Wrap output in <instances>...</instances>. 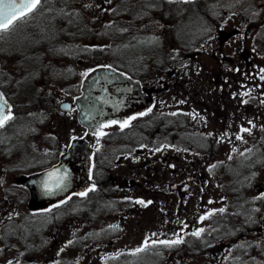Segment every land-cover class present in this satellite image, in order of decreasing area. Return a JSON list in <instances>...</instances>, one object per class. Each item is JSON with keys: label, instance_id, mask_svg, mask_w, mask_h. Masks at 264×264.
Instances as JSON below:
<instances>
[{"label": "rangeland", "instance_id": "rangeland-1", "mask_svg": "<svg viewBox=\"0 0 264 264\" xmlns=\"http://www.w3.org/2000/svg\"><path fill=\"white\" fill-rule=\"evenodd\" d=\"M228 1L201 0L190 4L186 2H172L164 6V9H160L161 0H45L44 5L47 7L55 6L57 3L60 9L68 13L79 12V14L76 13L75 18L70 19V22L64 23V28H61L60 31L64 32V37H61L60 40H64L63 44L66 43L67 48L74 46L75 41L72 40L69 29L66 26L71 28L72 33L75 32V35H73L77 41L79 40L78 44L80 47L78 46L79 49L77 48L79 55L69 58L61 51V45L57 49L54 48V55L47 54L45 56V62H49V58L51 57L59 64H67L69 61H72V71L77 73V75L74 78L71 77L72 81H67L63 84L51 81L43 85V81L39 77L34 80L23 81L9 88L13 101L16 103L37 99V91L42 86V93L51 91L47 97L51 109L48 115L47 113H43L42 109L34 114L20 115L25 119L27 125L30 126L28 131L29 137L26 139L28 146L34 145L33 148L36 149L38 145V148L45 151L49 148V144L45 142L46 139L55 138L56 143L54 148L59 149L60 146L64 147L68 143L73 134L82 135L84 133V129L78 123L75 114L59 111L57 105L61 100L74 98L76 86L92 64L104 61L112 62L114 58H122L124 62L126 60H133V57L143 56L144 58H148L149 56H154L152 62L150 58L145 59V69L148 71H145L146 73L143 74L142 78L149 85L160 79L162 76L160 66L165 64L162 62L161 65L155 66L153 65L155 60L166 61V69L175 62H183L184 68L188 67L192 75L185 76L182 82H174L166 78L168 82L175 85L168 91L162 89L157 92L156 96L159 102L152 114L154 115L153 117L158 119L159 115L164 112H167V115H169L178 107H186L184 108L185 114L190 119L184 121L185 127L176 129V132L172 128L167 132L165 127L160 129V131H156L158 133L154 136L147 138L142 136L143 138L141 137L140 142L143 143L149 139L150 144L155 146L159 140L164 141L171 138L175 141L181 139L178 134L182 133V135L188 138L197 139L196 142L198 143L203 141V144L198 147L202 149V152L214 153L210 156H199L194 150H190L187 151V159L181 156L179 161L175 159L171 160L163 168L159 166H149L148 168L143 166L141 168L139 166L140 161L136 158L123 159L112 169L110 178L114 186L119 185V189H122V192H120L122 194L118 195L115 192H108L106 193L107 199L102 200L104 192H91L86 197L78 199L83 204L78 205V203L74 202L69 205L72 208L71 210L77 205L82 207L84 210L81 213L76 214L75 212L77 211L70 210L62 211L60 217L63 218L61 220L63 224L59 225V227L57 226V230L56 228L54 229L59 235L74 233V235L78 234L82 237L83 234L81 233L87 231L84 228L78 231L77 227L79 228L80 225L76 219H73V217L77 218L81 214V216L92 218L94 224L95 219H105L101 224L106 230L101 235H106V239H103L104 236L102 237L97 233L101 230H96L88 231L95 235H88L87 233L89 238H85L83 241V244H85L83 248H87L90 241L100 242V245L95 250L98 260L94 261L93 264H97L99 261H102L103 264H112L114 258L117 256L116 254L121 250H124L122 254L124 264H133V258L134 264H140L132 254H138L139 252L136 251L138 248L145 249V241L148 242V246L155 247L150 251L151 256H154V260L153 262L143 264H227V258L231 251L242 240L244 243L248 240L255 244L259 243L260 240H262L261 244L264 242V163L263 167L262 164L261 166L258 164L254 169L249 170V175H246V178L240 184L242 188L245 187L250 196L251 203L253 202L251 211L254 213L251 221L248 222V226H246L249 229L248 234H242L241 230H245L242 225L236 223L231 225L228 221L229 219L225 220L226 217L222 216L224 212H233L231 209L233 201L232 194L226 191L228 188L222 187L228 180V177L224 174L225 167H223L222 160L219 157L221 156L224 159V163L227 166L231 165L236 160L238 152L243 150L244 142L251 137V135L248 136V132L247 134L245 133V127L249 126L250 121H253L252 124L261 123L262 127H264V115L261 114L260 107H255L252 111H257L252 116L249 114L248 117L241 114L240 111L233 112L234 108L230 109L227 106L216 108L217 113L221 114L222 121L225 119L226 129L219 132L217 128L210 127L208 132L202 135L200 134L201 128H197V116L192 117V115H197V108L194 110L192 107L189 108V103L187 106H184V104L182 106L177 105L179 101H189V98L185 96L187 94L185 91H191L192 95L194 93L192 89L208 90L209 92V90L218 88H229L222 81L223 78L221 80L217 78L211 80L213 77L211 75H209L210 77H202L203 71L201 67L206 66L209 69L206 70L209 74L216 73L219 70V61L213 55L214 50L219 46L222 47L224 54L234 56L237 61L241 58L240 54L244 48L249 50L250 53L246 51L245 56L253 61L251 65L252 71H259L260 67L264 65V47H261L263 43L260 45L256 38L259 26L256 29L254 25L248 26V20L241 13L232 12L233 10L229 9ZM219 2L225 4V6L222 7ZM239 2L244 3V5L246 4L245 0H239ZM249 5L255 9L249 18L253 21L261 20L264 17V0H252ZM125 8H128L127 12ZM223 8H225V11L222 10ZM210 9L213 12L214 10H222L223 12L220 15L215 12L210 15ZM115 11L118 12L115 14L116 18H123L124 16L123 21L127 26L130 25L132 29L136 27L137 18L140 21L139 25L142 22V26L149 24L146 28H138L133 34L134 37L124 39L120 48H111L112 43L96 42L98 37L102 36L92 35L98 29L104 30L103 27H106L115 19L111 13ZM80 12H83L84 15H80ZM80 19H83L85 25L88 24L91 39L80 41V39L86 37V35L78 37L83 31ZM147 19L150 22H144ZM56 21L58 24L59 20ZM205 23L208 28L206 35L197 41L196 38L204 30ZM234 28L237 29L235 33L227 40L221 41L218 36L219 33L221 31L231 32ZM136 33L138 34L136 35ZM120 36V33H115L114 39L116 42L120 40ZM88 46L103 47V54L97 53L99 57L91 53L87 54ZM74 49H76V45ZM119 52L125 58H128H123ZM222 52H217V54L221 56ZM171 55H174L175 58L172 59ZM12 63V58L6 59L5 56L0 54V73L4 70L12 71ZM134 64H138V62L131 63L130 61V66H134ZM251 83L257 86L262 83V80L260 78L253 79ZM212 110L215 109L213 108ZM231 115H233V119L228 122L227 117ZM194 120L197 122L193 123ZM229 123L232 126L231 129H229ZM179 125H183L181 121ZM16 128V126L12 128L10 125L0 130V225L10 216H17L15 208L6 209V200L18 202L21 200L22 194L21 190L14 188L10 192H6V187H12L13 181L16 180V176L19 173L6 170L9 162L5 157V154L9 152L5 151V149L10 148L7 143L9 142V133L16 132L14 130ZM16 130L19 131L20 129L17 128ZM208 133H211L214 137L223 139L220 140V145H218L215 151L209 146V143L204 141L205 138L210 137ZM32 135H35L36 141L31 138ZM233 138V143L235 142L234 147H230L228 144L221 145L225 140L228 141ZM90 140L94 145H98V138L91 137ZM180 152L182 154V149ZM156 153H152V155ZM211 156L214 157L212 160H209ZM149 172H153L151 173L152 176H148ZM192 172L195 176L193 175L191 188L183 192L179 190L175 192L171 189V182L183 181L186 177L192 175ZM105 188L110 189L109 185ZM22 200H25V198ZM115 201H120V205H115ZM138 201H144V203L141 204ZM17 209L19 213L27 211L26 207L22 208L18 205ZM220 209H223V211H220ZM30 216L32 215L28 217ZM37 219L38 227L40 228L47 227L50 221L49 215L46 214L37 215ZM214 221L216 223L213 226ZM99 226L100 224L97 228H100ZM256 229H258L260 236L253 233L255 232L253 230ZM200 230H203L200 232V237L193 235V233ZM212 231L214 234H210ZM46 232L48 235L53 233L51 226H49V231L46 229ZM97 234L99 235L96 236ZM67 238H58L59 251L66 245L65 239ZM174 239H180L182 242L179 243V249L173 247V252L167 251L168 248L166 249L163 247V244L159 243L162 240L170 241ZM110 240L114 241L113 244H110ZM154 241L155 243H153ZM99 248L105 250V254L102 257L97 255ZM245 248L244 250H248L247 246ZM252 252L255 255L248 251L246 257L254 259L253 264H261L258 258L263 260L264 264V256H259L256 253V249H252ZM44 254H47V258H53L52 250L45 251ZM66 255L71 256V259L75 260L85 259L88 256L86 252L82 254L79 252L78 254L67 252ZM78 255L84 257L79 258ZM128 258H130V261H127ZM12 259L15 261L14 264L19 263L20 259H22L21 252L15 250L2 251L0 254V264H11L10 260Z\"/></svg>", "mask_w": 264, "mask_h": 264}, {"label": "trees", "instance_id": "trees-1", "mask_svg": "<svg viewBox=\"0 0 264 264\" xmlns=\"http://www.w3.org/2000/svg\"><path fill=\"white\" fill-rule=\"evenodd\" d=\"M231 1V0H230ZM239 4V3H236ZM168 3H165V6H167ZM59 5L56 3L55 6L47 7L44 4H42L26 22H19L12 30L5 33L2 38H0V54L5 56L6 59L12 58V71L4 70L0 73V87L3 88L7 92V96L10 97L9 88L16 86L23 81L26 80H34L36 78L41 77V80L44 83H49L51 81L58 82V84H63L65 82L72 81L74 77H76L77 73L72 71V61H69L67 64H59L53 57L49 58V62H45V56L47 54L54 55V48L57 49L62 45L61 51L65 53L69 58H72L75 55H79V51H77V48L79 49L78 41L74 37V33L70 30L71 28L69 26H66L67 29H69L70 36L73 41H75L76 49H74L75 45L72 47L67 48L68 46L64 43V40H60L61 37H64V32H60L61 28H64V23L70 22V19L73 17L75 18L76 13L79 14V12H72L68 13L63 9H60L58 7ZM223 7V6H222ZM240 12L246 19L249 17L247 14V9H245L244 4H239L237 7ZM164 9V7H163ZM252 10V8H249ZM225 11V8L222 9ZM222 10L219 11V14L223 12ZM214 14V12H210V15ZM222 14V13H221ZM80 15H84L83 12H80ZM78 16V15H77ZM64 18V19H62ZM84 18V17H82ZM264 18V17H263ZM263 18L259 21H247L248 26H255V29L257 26H259V30H257V40L261 47H264V21ZM58 24H57V21ZM81 20V25L83 27V31L81 32L80 36H90L89 33V26L88 24L85 25L83 19ZM56 21V22H55ZM62 21V23H61ZM56 24V25H55ZM55 32V33H54ZM72 33V34H71ZM53 34H55L53 36ZM74 34V35H73ZM206 35V32L203 33ZM197 40L199 39V36H197ZM83 39V38H82ZM80 39V41L82 40ZM84 40V39H83ZM86 40V38H85ZM56 43L55 47L54 44ZM79 46V47H78ZM264 50V49H263ZM81 53V51H80ZM96 55V54H94ZM64 59V57H62ZM57 62V63H56ZM112 64H115L118 67H123L121 64H119L116 61V58L112 61ZM43 87V86H42ZM41 87V88H42ZM41 88L37 91V99H33V101H26V102H20L15 104V117L14 119L9 123L12 128L15 126L19 128L20 130L16 132H10L9 134V143L10 146L9 149H5V151H9L6 153L5 157L8 159V166L6 168L7 171L14 172L15 170H32L35 168H42L46 166L47 164L53 162L59 151L61 150V147L59 149L54 148L56 139L55 138H47L46 142L49 143L51 147V150L46 151H37L32 146H28L26 144V139L29 134L30 126L27 125V122L25 119L20 115H28V114H34L37 113V111L41 110L43 113H47L51 111L48 103V95L51 93V91L47 93H42ZM78 88L76 89V91ZM255 102V103H254ZM261 98H255L253 100V105L245 106V107H239L241 109V114H244L246 117L250 114L251 116L254 115V113L257 111H252L255 107L259 108L261 107ZM252 111V112H251ZM260 112L262 115H264V109L260 108ZM153 111H151L149 114H147L144 117H141L138 119L136 125L132 129H125L123 131L116 130L114 132H110L106 136H108L111 139H122L126 141L129 140V138H133L135 143H138L139 138L143 137H150L156 135L160 131V129L165 128V130H168V127H170V121H172V129L176 131V129H181L183 126H179V123L176 122L177 116L172 115H159L158 119L153 117L154 115ZM40 120V119H38ZM153 120V122H151ZM25 121V122H24ZM43 121V120H41ZM253 121H250L249 126L245 127L247 131L245 133L248 136L251 135L249 139H247L244 143V148L237 154L236 160L229 166L224 163V159L222 160V165L225 167L224 174L226 177H228V180L225 182L224 186L228 188L226 191L229 192V194H232V204H231V211H227L222 213L223 217H226L225 220L229 219L231 225L240 224L242 227L245 228L244 233L248 234L249 229L246 228L248 226V222L251 221L254 213H252L253 208V202L251 203L250 196L248 195L245 187L242 188L240 186L241 182L244 181L246 178V175H249L248 171L251 169H254L255 166L259 164V166L263 167L264 163V127H262V124H252ZM16 123V124H15ZM175 123H178V125ZM9 125V126H10ZM8 127V126H7ZM5 127V128H7ZM250 132V133H249ZM35 134V133H34ZM180 138H187V136L182 135V133L178 134ZM214 135L211 134L210 137H207L204 139L207 143H209L213 149L215 147V144L211 142L210 139L213 138ZM142 137V138H143ZM31 138L35 140V135H32ZM197 139L189 140L191 143L188 145L186 143L188 148H192L193 144H196ZM115 141H111V143H114ZM124 142V141H123ZM198 143V142H197ZM235 143V142H234ZM233 143V145H234ZM203 144V141L201 143H198L199 146ZM7 145V146H8ZM105 149L97 150L96 154V164L94 168L95 178L97 180L98 188H103L100 184V180L97 178L98 172L97 170H104V173L107 175H111L110 171L113 168V160L111 155L116 151L114 150L115 147L112 144L105 145ZM14 151V152H13ZM199 151L202 152V149L199 148ZM213 151V150H212ZM206 153V152H205ZM210 153H206V156H209ZM99 154L102 155V160L99 158ZM107 156H106V155ZM49 155L48 158L44 159L43 157ZM109 155V157H108ZM101 161V162H100ZM102 163V168L98 169V164ZM108 181L110 183V180L103 181V184L108 185ZM14 188L20 189L17 185L14 186ZM21 190V189H20ZM23 191V190H22ZM26 192V191H23ZM27 193L23 194V198L26 197ZM255 206V205H254ZM235 209L236 212H235ZM255 219V218H254ZM228 222V223H229ZM216 223V221L213 222V225ZM256 233L257 236H260L258 234V229L253 230ZM260 232V231H259ZM214 232L212 231L211 234ZM191 238V237H190ZM191 240V239H189ZM185 241V240H184ZM190 242V241H189ZM262 240H260L259 243H253L249 240L247 241V244L244 242H240L241 245H237L235 249H233L228 256L227 264H253V260L251 258L246 257V253H251L255 255V253L252 252V249H256V253H258L259 256H264V242L261 244ZM247 246L248 250L245 247ZM258 260L263 264V260Z\"/></svg>", "mask_w": 264, "mask_h": 264}, {"label": "flooded vegetation", "instance_id": "flooded-vegetation-1", "mask_svg": "<svg viewBox=\"0 0 264 264\" xmlns=\"http://www.w3.org/2000/svg\"><path fill=\"white\" fill-rule=\"evenodd\" d=\"M144 22H150V20L147 19V20H144ZM139 23H140L139 18H137L136 25H135L136 27L133 29L134 32H136V30L140 27L146 28L149 25L148 24V25L142 26L143 22L141 23V25H139ZM235 30L236 29L234 28L233 31H231V33L232 34L235 33ZM231 33L230 35H228L227 32L221 31L219 34V38L221 39V41L227 40L232 35ZM137 34L138 33H136V35ZM246 51L250 53V51L247 49L241 52V57L243 61V65H242L241 64L242 61L241 63L237 62L234 56H231L230 54H224L222 52V47L219 46L213 52V55H215L214 58L219 61V65H220L219 70L216 73L213 72L209 74L206 71L209 69H207L206 66H204L203 68L201 67V70L203 71V76L202 74L201 76L210 77L209 75H211L213 76L211 80H215L216 78L221 80L223 78L222 81H225L226 84L229 86V88L227 90L218 88L214 90H209V92L208 90L204 91L200 89H192V91L194 92L192 93V95H191V91L190 92L185 91V93H187L185 96L189 98V101L188 100L185 102L179 101L177 105L182 106V104H184V106H187V104L189 103L188 105L189 108L192 107L193 110L197 108V113L200 112L199 116L204 117L203 122L206 123L205 121L206 118L211 119L216 114H218L216 111V108H219L221 106H227V107L234 106L235 94L238 96L244 97L248 102L250 101L251 103L252 98L250 95V83H249L251 75L248 72L249 70L248 66L252 65V61L248 59L247 56H245ZM217 52H222L223 54L219 56ZM153 57L154 56L148 57L150 58L151 62L153 61ZM148 58H145V59H148ZM142 60L143 61L140 64H134L133 66V71L137 73V76H139V78H142L143 74L148 71L147 69H145L146 64L144 62V58H142ZM162 62H164L165 64L161 65ZM153 65L155 66L161 65L160 69L162 72L161 74L162 76L157 82L153 83L152 85H149L148 83H146V85L149 86V91L156 98V104H155L156 106L159 102L156 96L157 92L162 89H166L168 91L175 85L174 83L172 84L171 82H168L166 78L174 82H182L184 81L185 76H190L192 75V73L188 67L184 68V63L180 61L178 63L172 64V66L169 65L167 69H166L167 67L166 61L155 60ZM261 97H262L261 108L264 109V90H262L261 92ZM235 106L245 107L240 104H235ZM179 108L184 109L186 107L184 108L178 107L176 109H179ZM213 108L215 110H212ZM229 118L233 119V115L229 116ZM180 143H181V146H174L175 143L171 142V144L169 145L166 144L165 146H161L160 148L155 149V150L147 148L145 149V152H141L140 149H137L138 152L124 153V155L127 156L128 159L136 158L138 161H140L139 166L141 168L143 166L144 167L146 166V168H148L149 166H159L160 168H163V167H166L167 163L170 162L171 160L175 159L179 161L181 156H183L184 159L185 158L187 159L186 151L182 154L180 152L182 149V146H184L181 140H180ZM163 147L168 148V152L165 153V156L161 158L160 161L153 162L152 159L161 153V150L163 149ZM157 151L158 153H156ZM152 153H156V154L152 155ZM20 171L24 172L22 170ZM151 173L153 172H149L148 176L149 175L152 176ZM21 177H23V174L19 176L20 182H21ZM186 178L183 181H185ZM183 181H174V182H171L170 185L176 184L177 188L174 189V191L175 192L178 190L180 191V186H181V183H183ZM153 182H154V179H153ZM18 187L21 189V191L23 190L27 192V189L23 185H18ZM10 190H11V187L6 188V192H10ZM23 191L21 194V200H19L18 202H12L8 199L6 200L7 201L5 203L7 206L6 209L9 208L8 210H10L12 208L13 209L15 208L17 216H10L9 218L5 220V222L2 225H0V245H3V246H0V254L2 253V251L8 252V251L15 250V251L21 252L22 259H20V262L17 264H78V263L79 264H93L94 261L98 260L97 256L95 255L96 254L95 250L100 245V242L90 241L87 248H83V246H85V244H83V241L85 240V238H89L88 235H95L94 233H90L88 231L103 230L104 227H102L101 223L105 219H102V220L95 219V224H94L93 219L90 217H77V218L73 217V219L74 220L76 219V221H78V224L80 225L79 228L77 227V230L80 231L82 228H84L86 229L87 232L81 233L83 234L82 237L81 235H78V234L74 235V233H71L69 235L68 234L59 235L56 232V230H57V226L59 227V225L63 224L61 221L63 218L55 217V216L53 218L50 217V221L47 227L45 228L38 227L37 215L42 214V212H36V211L32 212L30 210V205L27 200V195L26 197H24L25 200H22L24 199L23 194L26 193ZM64 203L66 202L54 205L50 209H54L53 212L57 213L56 209H58L62 205H65ZM69 203L71 205L74 202H69ZM76 203H78V205L83 204V202H76ZM17 205L22 208L26 207L27 211H23L22 213H19L17 209ZM28 210H30L29 213H28ZM29 215H32V216L28 217ZM99 224H100L99 226L100 228H97ZM49 226H51V230L53 231V233L50 235H48L46 232V229L49 231ZM55 228L56 230L54 231ZM98 235L99 234H97L96 236ZM103 236H102L103 239H106L107 236L106 235H103ZM61 237L62 238L68 237V238L65 239L67 242L66 245L63 246L61 251H59L58 250V246H59L58 238H61ZM49 242L51 243L49 244ZM113 242H114L113 240H110V244H113ZM149 247L150 245L147 246V249H149ZM50 250H52L53 258H47L46 257L47 254H44L45 251H50ZM168 250L171 251L170 248ZM123 251L124 250H121L120 252L117 251L118 253L116 254L117 256L115 259V264H123V255H122ZM67 252H70V253L73 252L75 254H78V252L80 254L86 252L88 256L86 255L87 257H85V259L75 260V259H71V256H67L66 255ZM103 254H105V250L103 248H99L97 255L99 257H102ZM78 256L79 258L84 257L82 255H78ZM139 259L143 263L153 262V260L150 257H147L145 255H142ZM10 262L11 264L15 263L13 259L10 260ZM97 264H103V262L99 261Z\"/></svg>", "mask_w": 264, "mask_h": 264}, {"label": "water", "instance_id": "water-1", "mask_svg": "<svg viewBox=\"0 0 264 264\" xmlns=\"http://www.w3.org/2000/svg\"><path fill=\"white\" fill-rule=\"evenodd\" d=\"M5 102L4 114L13 116V105L0 90V104ZM153 103L154 97L143 90L138 79L112 66H97L84 77L82 93L75 101H63L59 107L70 111L76 104L78 120L87 133L99 134L104 124L122 123L133 115L147 112ZM92 154L93 148L86 136L75 137L57 163L22 177L30 191V208L46 209L73 194L89 190L93 184L90 178ZM189 186L190 183H186L183 189Z\"/></svg>", "mask_w": 264, "mask_h": 264}, {"label": "snow or ice", "instance_id": "snow-or-ice-1", "mask_svg": "<svg viewBox=\"0 0 264 264\" xmlns=\"http://www.w3.org/2000/svg\"><path fill=\"white\" fill-rule=\"evenodd\" d=\"M41 4L42 0H0V38H2L5 33L12 30L14 26H16L19 22H26L28 18H30L32 14L40 7ZM5 106L6 102L4 104H0V127H3L7 121L13 119L11 114H4L3 109ZM130 119H135V117H132ZM113 123L117 122L113 121ZM129 123L130 120L124 121L121 123V127H127ZM245 131H247V129H245ZM99 135H104V133L101 132L99 133ZM45 187H47V185H45ZM85 194L86 193H81V195ZM138 203L143 204L144 201H138ZM220 211H223V209H220ZM201 231L203 230L197 231L193 233V235L199 236ZM181 242L182 241L180 239L172 241H159V243L169 246L172 244H179ZM144 243L145 247H147L148 242L145 241ZM153 243H155V241ZM143 250V248L136 249L137 252Z\"/></svg>", "mask_w": 264, "mask_h": 264}]
</instances>
